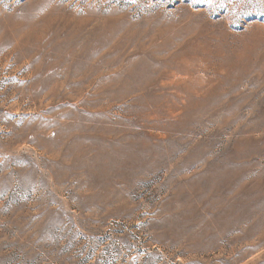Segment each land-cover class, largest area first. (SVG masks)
<instances>
[{
  "label": "rangeland",
  "instance_id": "374dc122",
  "mask_svg": "<svg viewBox=\"0 0 264 264\" xmlns=\"http://www.w3.org/2000/svg\"><path fill=\"white\" fill-rule=\"evenodd\" d=\"M0 264H264V0H0Z\"/></svg>",
  "mask_w": 264,
  "mask_h": 264
}]
</instances>
